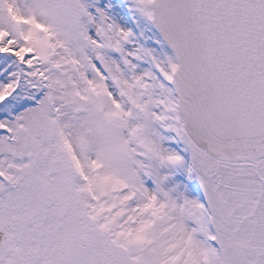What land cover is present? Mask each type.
Here are the masks:
<instances>
[{"label": "snow or ice", "instance_id": "6c2138e0", "mask_svg": "<svg viewBox=\"0 0 264 264\" xmlns=\"http://www.w3.org/2000/svg\"><path fill=\"white\" fill-rule=\"evenodd\" d=\"M0 264H264V0H0Z\"/></svg>", "mask_w": 264, "mask_h": 264}]
</instances>
